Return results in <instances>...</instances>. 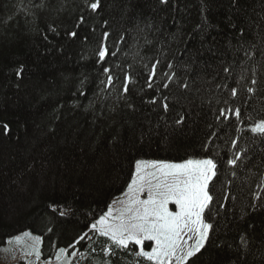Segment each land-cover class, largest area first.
Wrapping results in <instances>:
<instances>
[{
    "label": "trees",
    "instance_id": "1",
    "mask_svg": "<svg viewBox=\"0 0 264 264\" xmlns=\"http://www.w3.org/2000/svg\"><path fill=\"white\" fill-rule=\"evenodd\" d=\"M261 122L264 0H0V246L29 230L67 264H158L92 225L137 160L212 159L184 264H264Z\"/></svg>",
    "mask_w": 264,
    "mask_h": 264
},
{
    "label": "snow or ice",
    "instance_id": "2",
    "mask_svg": "<svg viewBox=\"0 0 264 264\" xmlns=\"http://www.w3.org/2000/svg\"><path fill=\"white\" fill-rule=\"evenodd\" d=\"M91 7L96 9L97 4L93 3ZM105 35L107 36V33ZM105 54V49L102 47L99 51L101 60L105 58ZM19 74L18 72L17 75ZM111 79L109 77V82ZM252 131L264 133V122L256 124ZM228 163L234 165L236 159L229 160ZM135 167L133 179L128 185L130 194L128 207L120 216L114 218L119 222L108 223L110 211L93 224L92 228L102 236H109L114 244L122 248H126L129 241L137 245L145 240L155 241L151 253L140 252L138 255L145 256L149 260H159L160 264H163L164 258L171 260L175 257L177 264H184L190 257L200 252L208 238L210 225L203 222L201 215L212 199L207 189L208 182L216 174L214 171L216 164L212 159H188L183 163L137 160ZM145 168H152L155 171L145 172ZM153 180L155 183L152 182ZM145 188L148 191V198L140 200L138 194ZM170 200L178 208L175 213L168 210ZM193 232L196 235L195 242L188 245V240H191L192 236L189 235L188 240H185L184 236ZM22 235L27 237L30 233L25 232ZM15 239L19 242L21 237L17 236ZM39 239V237L35 238L36 243H39ZM178 250L180 255H177ZM64 251L60 249L61 253ZM105 252H108V249H105ZM35 254L39 256L38 249L35 250Z\"/></svg>",
    "mask_w": 264,
    "mask_h": 264
},
{
    "label": "rangeland",
    "instance_id": "3",
    "mask_svg": "<svg viewBox=\"0 0 264 264\" xmlns=\"http://www.w3.org/2000/svg\"><path fill=\"white\" fill-rule=\"evenodd\" d=\"M192 160H202V159H192ZM186 161V160H185ZM150 162V161H145ZM181 162H174V163H183ZM171 163V162H168ZM136 166V164H135ZM136 171V167H134V172ZM155 171V169L152 168H145V172H151ZM133 172V173H134ZM133 177H131V180L129 181L128 185L131 183ZM155 183V180L152 181ZM210 182V181H209ZM208 182V184H209ZM128 185L123 190V192L117 196V199H115L109 206L108 210L102 215L104 216L106 213H109L111 211V215L108 217V223H118V220H115V217H118L121 215V212L128 207V201H129V191H128ZM140 200H146L148 198V191L147 188L143 192H140L138 194ZM168 210L170 212L175 213L178 211V208L176 204L173 201H169L168 203ZM205 210V209H204ZM204 211L201 215V219L204 223L208 224L203 216ZM127 215V213H125ZM101 218V217H100ZM98 219V221L100 220ZM99 227V225H98ZM30 233V236H23V233ZM192 236L191 240H188V236ZM20 236L21 239L19 242L15 239V237ZM39 237V243H36L35 238ZM185 240H188V245H191L195 242L196 235L195 233H188L184 236ZM129 243L135 244L133 241H129ZM40 245H41V237L37 235L36 233H33L29 230L23 231L19 233L18 235L14 236L12 239H9L6 242V245L3 247H0V264H66V252L59 253V259L57 257L54 258V260H48V261H42V257L45 256L44 252L40 251ZM138 248H140V251L151 253L153 248L155 247V241H148L145 240L142 244L137 245ZM187 247V246H185ZM39 251V256L35 254V250ZM31 253V254H29ZM180 251H177V255H180ZM57 255V256H58ZM176 260L175 257H173L171 260L164 258L163 264H170L172 261ZM160 264L159 260H153Z\"/></svg>",
    "mask_w": 264,
    "mask_h": 264
}]
</instances>
